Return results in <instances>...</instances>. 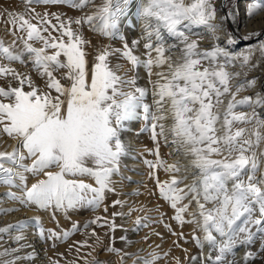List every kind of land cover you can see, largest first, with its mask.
I'll return each mask as SVG.
<instances>
[{"label": "snow or ice", "instance_id": "snow-or-ice-1", "mask_svg": "<svg viewBox=\"0 0 264 264\" xmlns=\"http://www.w3.org/2000/svg\"><path fill=\"white\" fill-rule=\"evenodd\" d=\"M23 2L22 12H0V17L6 14L4 22L11 25L8 32L13 36L7 46L0 40V80L5 81L0 84V145L6 143L5 137L13 141L10 151L0 150V186L21 192L17 196L9 191L6 196L53 213L82 207L97 211L104 205L105 193L115 192L112 178L120 173L122 158L129 152L130 146L122 140L125 125L142 119L140 131H150L155 145L147 150L155 160L144 161L152 170L150 178L155 179L160 199L173 210L171 219L181 228L196 225L203 233L202 239L196 235L192 239L198 248L208 246L204 264H239L235 249L240 246L244 248L243 264H250L257 256L250 246L258 234L264 236V92L256 90L257 78L234 81L242 74L247 77L264 61V40L239 53L221 46L218 33L226 20L235 19L239 13L230 9L227 15L219 14L215 0H138L140 38L129 43L120 36L121 48L103 46L90 64L87 48L92 45L83 35V26L109 39L118 37L130 0H102L91 14L76 18L39 13L33 5L63 3L82 10L93 0ZM260 8L259 3L249 0L247 15L251 18ZM196 28H202L203 33L195 32ZM204 33L212 41L210 48L200 46ZM226 35L227 44L233 45L236 38L231 33ZM261 35L264 33L250 32L244 39ZM17 41L23 45L21 49H17ZM141 42L144 51L137 55ZM257 51L259 59L253 64ZM25 55L41 83L29 72L12 67L13 63L26 67ZM113 57L130 67L113 63ZM237 63L241 71H230ZM141 66L149 77L151 104L145 101L149 90L137 86L135 73ZM247 90H254V95L238 98ZM160 140L171 144L173 152L186 163L163 160ZM157 169H163L169 179L160 181L155 176ZM26 174L36 177L30 186ZM85 177L94 184L86 183ZM187 180L190 183L185 184ZM123 204L116 200L112 206ZM103 211L107 214V205ZM124 215L114 212L111 219L97 215L82 227L87 230L95 225L115 232L118 226L114 218ZM34 219L39 225L40 218ZM147 220L138 216L134 223L137 228L149 227ZM25 223L0 228V233L23 228ZM166 227L178 240H185L183 232ZM39 231L45 238V229L40 227ZM78 231L81 226L73 223L69 230L48 229L46 238L64 242ZM89 238L96 244H88ZM23 239V235L13 237L17 243ZM102 242L93 229L85 240L69 245V252L75 247L79 258L81 248L94 252ZM174 243L180 247L178 241ZM105 251L120 256V264L131 256L112 245ZM259 251L264 253V242ZM8 255L7 249L0 252V256ZM33 258L31 254L23 257ZM161 258L153 251L134 264H157ZM20 259L17 256L0 264H16ZM174 260L180 264L178 257ZM50 264L59 261L51 260ZM67 264H76V260ZM84 264L104 262L93 257Z\"/></svg>", "mask_w": 264, "mask_h": 264}, {"label": "bare ground", "instance_id": "bare-ground-1", "mask_svg": "<svg viewBox=\"0 0 264 264\" xmlns=\"http://www.w3.org/2000/svg\"><path fill=\"white\" fill-rule=\"evenodd\" d=\"M101 2L102 0H97L96 6L100 5ZM251 2L259 3L261 5V8L258 9L256 14H254L251 18L247 15L246 8H247V4L249 3V0H236V3L234 4L231 10L238 12L239 15L236 16L235 19L226 20L223 24V31L218 33V35H220V41H219L220 45L227 47L233 53H239V52L245 51L249 47L255 48L259 44V42L263 40L262 35L259 37H252L251 39H248V40L244 39V37L247 36L250 32H261L262 33V31L264 30V0H251ZM215 4H216L219 14L227 15L228 11L225 8V0H215ZM137 5H138V0H130L128 10L125 16L122 17V23L119 29V36H124L125 39L129 43H131V41L134 39H139L142 33L141 22L136 15ZM92 9L94 11L95 6L92 7ZM0 12H3V11L1 10ZM217 19L219 20V15ZM194 31L203 33L202 28H196L194 29ZM227 33H231L236 38V42L233 45L227 44V35H226ZM204 37L205 38L202 39L200 42V46L202 48H210L212 45V41L207 37L206 33H204ZM111 42H113V40L108 39L104 42V45L102 46L113 44ZM142 44L143 42H141V46L139 47L140 54L143 53L144 51ZM98 46L100 49L101 47L100 44ZM98 46H96L97 49H98ZM115 47L117 46L115 45L114 48ZM258 59H259V52L257 51L253 56L252 63L255 64ZM88 60L91 64L93 59L88 58ZM112 62L117 63L118 61L116 62V60L112 58ZM14 68L17 69L16 66ZM229 70L232 72L241 71L238 63L236 67L230 68ZM153 71H156V69H153ZM138 78L139 79L137 82V86L147 88L149 90V93L147 97L145 98V101L151 104L152 95H151V85L149 84L148 74H146V72H144V70H141L140 68ZM252 78H257L256 90L264 92V87H262L264 86V61H261L258 67H255L252 71L248 72L247 77H245L243 74L237 77L234 83H238L239 81L245 80V79L250 80ZM152 79L155 80L156 77L153 76ZM253 95H254V90H247L245 92L240 93V96L238 98H241L243 96H253ZM227 99L228 97L224 98L225 105L227 103ZM222 112H223V106H221V113ZM170 123H171L170 120L165 121L166 125ZM142 125H144V122L142 119H136V120L129 121L125 125V129H124L125 132L122 133V139L124 140L126 144L130 146L129 152H128V160H129L128 163H131L130 157H132L133 155H137L136 153L139 148L138 146L139 144H138V137H136L135 133L138 131L139 127ZM5 141L6 143H3L0 146V150L7 149L10 151L11 150L10 145L13 143V141L6 140V139ZM160 144L162 145L164 153L166 154V156H168L170 163H173L176 159H180L181 163H186V161L184 160L182 156L178 157L173 152V146L171 144H165L163 140H160ZM151 147H153L154 149L155 145L153 146L152 144ZM170 153L172 154L170 155ZM25 163H30V161H25ZM26 175L28 177L27 183L30 186L32 183L35 182L36 177L31 176V174H26ZM165 177H168V176H165ZM187 183H190V180L185 181V184ZM9 191L15 192L18 196L21 195L19 188L10 189L5 186H0V228H5V227H8L9 225L16 226L22 221H26L27 223H25L23 228L13 227V228H9L8 232L0 233V252L4 251L5 249H7L9 252L8 256H0V262L4 260H11L19 256L21 257V259L17 260L16 264H50V261L53 260L56 255L66 254L67 253L66 244H63V243L61 244L59 243V241H53V240L47 239L46 238L47 230L53 229L57 232H60L61 228L65 229L66 227L70 226L67 223V221L69 220H71L72 225L73 223H78L80 225L83 223V218H86L87 215L77 216L78 214H76L72 210H68L66 213L63 211H58V212L53 213V210L51 209L40 210V209L35 208L34 206H24L21 203H18L19 201L17 202L11 199H7L5 195ZM109 211L111 212L112 210L109 209ZM53 215H55V219H53ZM97 215L102 216L103 213L99 212L91 216L95 217ZM36 217L40 218L39 225H37L35 222L34 218ZM115 221L117 222L116 223L117 225L118 224L121 225L120 226L121 229L116 233V235L120 237H123V236L126 237L127 241H129L128 242L129 246H126V243H123L121 241L114 245L119 247L122 250V252L129 251V250L134 251V249L138 248L141 244L136 243L137 235L134 234V231L132 230V227L134 229L133 225L131 227L132 220L130 221L127 217L124 216L123 219L122 218L119 219L118 217ZM57 224L59 226H57ZM188 226L191 227V229L187 230L185 228L187 231H183L185 240H178V237H177L176 241H178V243L180 244V247H177L176 244H174L172 245L174 246V248H170V251H168L167 249V252H172V256L174 258L178 257L180 260V264H204L203 257L209 251L208 246L207 244H205L203 249L198 248L195 244V241L192 239L193 235L199 236L202 239L203 233L197 228L196 225L189 224ZM40 227H43V229H45V233H44L45 238H41L40 236V231H39ZM183 227H186V225ZM16 235H23L24 239L21 240L19 243H17L13 240V237ZM167 239L169 240V238ZM262 242H264V236L258 234L255 242L250 246V249H249L253 252H257V256L255 257L253 261L250 262V264H264V253L259 251L260 245ZM164 244H166V242ZM20 245H24V247L20 248ZM16 248H20V251L13 252L12 250ZM184 249H187V252H185ZM243 252H244L243 246H240L235 249L236 259L239 262V264H243V261L241 259ZM29 254H31L34 258L30 260L23 259V257L28 256ZM185 256L189 257V259L186 260ZM112 259L113 261L118 260L115 258H112ZM127 261L129 262V260H126V262ZM167 261L165 262L168 264H175L171 260H169L170 263L169 261L168 262Z\"/></svg>", "mask_w": 264, "mask_h": 264}, {"label": "rangeland", "instance_id": "rangeland-1", "mask_svg": "<svg viewBox=\"0 0 264 264\" xmlns=\"http://www.w3.org/2000/svg\"><path fill=\"white\" fill-rule=\"evenodd\" d=\"M96 3H97V0L96 1L93 0V4H90L91 6L89 5L82 10L70 7L67 4H63V3H60V4H43V3H41V4L33 5V7L35 8V11L39 12V13H44V12L61 13L65 18H67V17L76 18L79 16L91 14L93 11L92 7L96 6ZM235 3H236V0H225L226 10L229 11L230 9H232ZM23 8H24L23 0H0V11L2 10L5 13H6V11L22 12L24 10ZM3 17H0V20L2 19L0 22V40H2L4 42V44L7 46L12 42L13 36H11L8 32V29L11 28V25L4 22L7 19L6 14ZM52 22L55 23L54 20ZM33 23H35V21H33ZM75 27L76 26L73 25V28H75ZM82 32H83L85 39H87L91 42L92 46L88 47L87 51L89 53L88 58L93 59L95 52L99 49L98 45L100 44V46H101L100 48H102L103 47L102 45H104V42L106 40H108L109 38L103 37V36L99 35L98 33L90 31L88 25L83 26ZM262 33H264V30L262 31ZM122 37H124V36H122ZM124 39H125V37H124ZM262 39L264 40V35H262ZM112 40H113V42H111V43H113V44H111V45L113 46V48L115 45L117 46V47H115L117 49L122 47L121 44H123L122 43L123 41L120 39V36H118ZM34 46L39 47L40 45L34 44ZM96 46H98V49ZM22 47H23V45L20 44L19 41H17V49H21ZM95 49H97V50H95ZM139 50L140 49L138 48L137 52L139 54L136 53L137 55H140ZM113 58L116 60V62L118 61L119 63L125 64L126 67H130V66L126 65V62H124L123 60H117L115 57H113ZM24 59L27 62L26 67L19 64V63H13L12 67L14 68L16 66L17 70L20 72H29L31 75H33V78L37 80V83H41V81L35 76V73L31 72V62L28 61L27 55L24 56ZM5 63H7V62L5 61ZM140 68H141V70H144V68L142 66L136 70L135 74L137 76V82L139 79L138 76H139ZM144 72H146V71L144 70ZM129 73H130L129 76L133 75L132 72H129ZM146 74H147V72H146ZM3 83H5V81L0 80V84H3ZM13 83H15V82H13ZM142 127H143V125L140 126L138 131L135 133L136 137H138V144H139L138 145L139 148H138L137 153H136L137 155H133L132 157H130L131 163H128V161H129L128 160V154L122 158L120 173L117 175H114L112 178L113 179V186L115 188V192L105 193L104 205L108 206L107 214H105L103 211L104 205H102L101 208L95 212H93L88 207L72 209V211H74L76 214H78L77 216H81V215H87V216H86V218H83V223L80 224L81 231H78V232L70 235V237L67 241H64V242L59 241V243L66 244V246H67V251H66L67 253L66 254H62V255L58 254L55 256V258H57V259H55V258L53 259V260L59 261V264H65V263L67 264V261H71L73 259L76 260V264H84L85 259H87L88 261H91L93 257H96L98 260L104 262V264H120V256H117L113 253H108L105 251V249L109 245H112L115 248L120 249L119 247L114 245V244L119 243L120 241L123 243H126V246H129V243H128L129 241H127L126 237H125L126 239H121L120 236L116 235V233L121 229V227H120L121 225L120 224L117 225L116 224L117 222L115 220L118 217H119V219H121V218L123 219L124 216L127 217L130 221L132 220L131 227H132V225L134 226V229L132 227V230L134 231V234L137 235L136 243L141 244L138 248L134 249V251L133 250L124 251L126 253L131 254L130 257H125L124 264H134V260H139L140 258H148L149 254L152 253L153 251H156L162 257L161 259H159L157 261V264H164V262L167 261L168 259L175 263L174 257L172 256V252H167V249H168V251H170V248H174V246H172V245L175 244L174 241L177 240V236H173L171 234V232L168 230V228L166 227V225H170L172 231H175L177 233H180V231L183 232V231L190 230L191 227L188 226L189 224H185L186 227H182V228L179 227L177 225V223L173 219H171V217L174 215L173 210L169 207V205L167 203H165L159 197V192H158V189L156 187L155 179L150 178V172L152 170L149 169L144 163L145 160H150V161L155 160V156L150 155L149 152L147 151L148 149H153V147H151V145L153 144V141L150 138L151 133H148L150 131H148V132L140 131V129ZM124 132L125 131L123 130L122 133H124ZM5 139L8 140L6 137H5ZM153 146H154V144H153ZM262 148H264L263 145H262ZM159 151H160L161 158L163 160L167 161V163L171 164L169 162L168 156H166V154L164 153V150H163L161 144L159 147ZM155 176L158 177V179L160 181H166L169 179V175L167 173H165L163 169H157L155 171ZM165 176H168V177H165ZM84 179H85L86 183L94 184V181L91 180L90 178L85 177ZM183 186L184 185H181V187H183ZM13 193H15V192H13ZM5 197L7 199H9L6 195H5ZM116 200L123 201L124 202L123 206L121 207L120 205H116L115 207H113L112 206L113 201H116ZM185 202H187V201H185ZM141 208H143V211H140ZM193 208H194V205H193ZM109 209H111L112 211L110 212ZM130 209H135V210L132 211L130 215H128ZM157 209H159V210L157 211ZM99 212L103 213L102 216L107 215V217L109 219L112 218V213H114V212H123V213H125V215L124 216H116L114 218V222L118 226L116 228L115 232L109 233V230L106 227L98 228L95 225H92L89 229L84 230L82 226L86 222H88L94 218L91 215L97 214ZM161 214H163V222H160ZM138 216L139 217H145V216L148 217V220L146 222L150 226L137 228V226L134 222ZM67 223H68V225H70L72 227L71 220L67 221ZM70 226L66 227L64 230L71 229ZM61 229H63V228H61ZM93 229L103 239V242L99 246L96 247V250L94 252H92V249L89 247H83V248H81V251L79 253V258H78V254L75 251V247H73L71 252H69V245H72L74 241L85 240L87 233L91 232ZM105 233H108V235H105ZM154 233H159V235H155ZM146 236L148 237L147 240L144 239V237H146ZM167 238H169V240ZM165 242L167 245L164 244ZM88 244L95 245L96 244L95 239L89 238ZM157 245H159V247H157ZM89 252H92L91 256L87 255V253H89ZM124 252H122V253H124ZM164 253H169V255L165 257ZM112 258H115L118 260L113 261ZM126 260H129V262L128 261L126 262ZM169 263H170V261H169ZM165 264H168V263L165 262Z\"/></svg>", "mask_w": 264, "mask_h": 264}]
</instances>
